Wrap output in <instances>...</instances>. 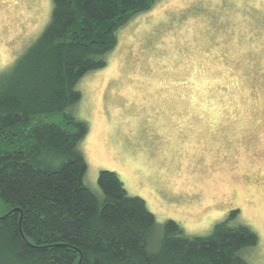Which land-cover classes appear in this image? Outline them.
Segmentation results:
<instances>
[{
    "label": "rangeland",
    "instance_id": "obj_1",
    "mask_svg": "<svg viewBox=\"0 0 264 264\" xmlns=\"http://www.w3.org/2000/svg\"><path fill=\"white\" fill-rule=\"evenodd\" d=\"M53 0H0V75L50 23ZM104 69L78 83L66 113L88 124L79 144L98 196L103 170L143 198L159 230L187 236L231 225L259 237L244 249L264 264V0H157L117 32ZM66 125L63 112L26 127ZM0 199V216L8 212Z\"/></svg>",
    "mask_w": 264,
    "mask_h": 264
},
{
    "label": "trees",
    "instance_id": "obj_2",
    "mask_svg": "<svg viewBox=\"0 0 264 264\" xmlns=\"http://www.w3.org/2000/svg\"><path fill=\"white\" fill-rule=\"evenodd\" d=\"M157 0H53L50 23L0 75V264H248L241 252L259 243L239 211L207 236H187L174 220L161 230L146 201L103 170L98 196L84 179L79 144L85 121L67 114L79 81L107 66L117 32ZM63 112L66 125L32 118Z\"/></svg>",
    "mask_w": 264,
    "mask_h": 264
}]
</instances>
